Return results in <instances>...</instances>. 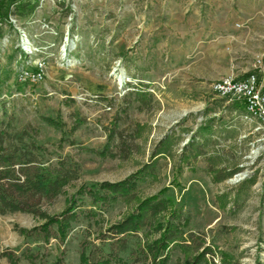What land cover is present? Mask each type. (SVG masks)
<instances>
[{
    "label": "rangeland",
    "instance_id": "obj_1",
    "mask_svg": "<svg viewBox=\"0 0 264 264\" xmlns=\"http://www.w3.org/2000/svg\"><path fill=\"white\" fill-rule=\"evenodd\" d=\"M10 13L46 50L20 57L13 27L0 29V118L32 129L54 163L62 156L80 167L43 210L61 213L83 184L124 180L147 163L156 168L131 201L73 223L66 244L27 239L18 229L43 222L32 214H0V264H11L8 250L16 264H55L58 249L65 264H81L85 240L98 243L104 229L164 188L213 250L199 264H264V121L244 117L241 162L225 180L190 177L179 163L209 122L233 119L236 102L221 98L214 83L253 74L264 82V0H0V19ZM41 58L44 79L20 81L23 65L34 70ZM166 137L168 151L155 156ZM29 248L40 251L35 262L22 256ZM168 264H185L184 249L175 247Z\"/></svg>",
    "mask_w": 264,
    "mask_h": 264
},
{
    "label": "trees",
    "instance_id": "obj_2",
    "mask_svg": "<svg viewBox=\"0 0 264 264\" xmlns=\"http://www.w3.org/2000/svg\"><path fill=\"white\" fill-rule=\"evenodd\" d=\"M50 122L62 127L53 118ZM31 130H16L0 118V214L22 212L42 219L41 225L33 229H18L27 239L50 242L54 238L66 244L73 223L82 218L92 219L99 209L120 200L131 201L139 183L156 168V162L147 163L124 180L83 184L67 199L61 213L51 215L43 210V204L52 203L63 194L65 188L78 179L80 167L62 156L54 163L49 149L35 140ZM168 139L162 141L155 156L166 154ZM227 178L217 177L218 180ZM167 191L164 188L141 200L128 215L104 229L98 235V243L85 240L81 264H168L175 247L184 249L185 264L205 260L213 250L201 234L196 236L189 228L190 215L174 197L166 196ZM86 203L92 207L88 211L84 209ZM58 250L55 264H65L66 251ZM14 252L5 253L11 264L17 261ZM39 252L38 248H29L22 251V256L35 262L40 257Z\"/></svg>",
    "mask_w": 264,
    "mask_h": 264
},
{
    "label": "crops",
    "instance_id": "obj_3",
    "mask_svg": "<svg viewBox=\"0 0 264 264\" xmlns=\"http://www.w3.org/2000/svg\"><path fill=\"white\" fill-rule=\"evenodd\" d=\"M146 92L143 91V97L147 96ZM235 102V109L230 112L232 121L223 122L226 116L217 117L214 113L217 119L198 133L199 139L192 138L179 156V163L187 166L190 177H231L239 167L245 145L237 139L245 122L246 107L241 101Z\"/></svg>",
    "mask_w": 264,
    "mask_h": 264
},
{
    "label": "built area",
    "instance_id": "obj_4",
    "mask_svg": "<svg viewBox=\"0 0 264 264\" xmlns=\"http://www.w3.org/2000/svg\"><path fill=\"white\" fill-rule=\"evenodd\" d=\"M5 22L10 24L14 31L17 33L18 48L20 50V57L24 56L27 60L34 56L39 55L40 52L45 51L39 45H36L33 37L31 36L28 28L20 23L18 15L10 13L4 20L0 19V29L5 25ZM41 28L45 32H55L50 22L41 20ZM69 29L67 30V39L69 38ZM75 36V35H72ZM78 38V36H77ZM7 38L3 37L1 43ZM67 43L64 44L63 50L65 52ZM28 62V61H27ZM46 68V60L39 59L34 70L29 66L21 68L20 81H34L38 82L44 79ZM122 78V76H121ZM122 80V79H121ZM126 80V79H125ZM123 82H125L123 80ZM123 82H121L123 84ZM213 89L220 95L228 99L229 101H241L245 104L246 114L245 119H258L264 121V82H261L255 74L250 75L245 79L227 78L217 83H214ZM260 128V127H259Z\"/></svg>",
    "mask_w": 264,
    "mask_h": 264
}]
</instances>
